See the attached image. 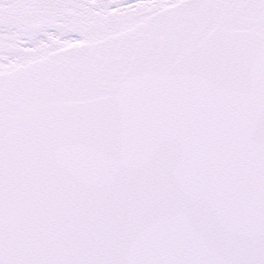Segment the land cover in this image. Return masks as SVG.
<instances>
[{
	"label": "snow or ice",
	"instance_id": "obj_1",
	"mask_svg": "<svg viewBox=\"0 0 264 264\" xmlns=\"http://www.w3.org/2000/svg\"><path fill=\"white\" fill-rule=\"evenodd\" d=\"M0 264H264V0H0Z\"/></svg>",
	"mask_w": 264,
	"mask_h": 264
}]
</instances>
